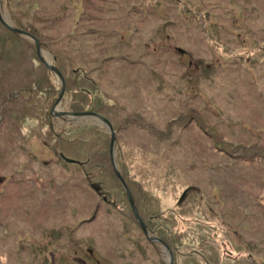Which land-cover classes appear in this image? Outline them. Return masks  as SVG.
Returning <instances> with one entry per match:
<instances>
[{
    "label": "rangeland",
    "instance_id": "obj_1",
    "mask_svg": "<svg viewBox=\"0 0 264 264\" xmlns=\"http://www.w3.org/2000/svg\"><path fill=\"white\" fill-rule=\"evenodd\" d=\"M9 1L10 8L6 0H0V23L6 28L8 27L4 23L14 27V22H21L20 18L14 16L16 14L12 10L23 11L28 9L27 5H23L22 2L17 4L18 0ZM26 1L30 5H37V3L33 4L30 0ZM86 1L89 0H53L52 6L56 9L55 14H58L70 6L71 3L78 2L77 11H79L80 9L83 10ZM93 1L103 3L101 0ZM153 1L155 0H147V5L150 3L153 5ZM167 1L174 6L171 11L165 6ZM160 2L162 16L149 11L154 18L152 19L145 9L146 11H143L145 18H142V23L140 24L138 21L129 22L131 23L130 26L125 25L128 19L122 18L121 25L115 27L118 31L116 39L129 41L132 38L133 40L145 41L149 38L148 42L152 45L151 37H154V43L163 45L166 42L160 41L156 32L161 29L162 32L170 33L172 30L177 29L178 31L173 34V37H178L179 41L173 44V47H181L185 51L184 55L182 57H178L176 53L167 55L169 50L165 49L167 45H163L160 46L162 51H160L159 56L162 60H168L169 64L173 61L182 60L184 65L187 66H182L184 71L187 70L188 75L184 92L191 95L185 101L188 103L187 108L202 111V109H205L202 97L212 98L216 101L213 113L216 117L210 115L212 118L210 125H216L217 129H223L225 135H231L233 131L234 135L236 134L234 137L243 141L252 140L253 137L256 140L258 138L264 140V0H179L176 2L172 0H164L163 2V0H160ZM120 4V0L115 3V5ZM110 5L113 6V4ZM138 7L143 8L141 3L138 4ZM181 11L185 17L184 22L176 27L174 24H177L179 20L171 16L177 13L182 14ZM90 12L92 15L96 13L91 10ZM191 12L194 13L195 17L193 25L191 19L188 18L191 17L189 16ZM78 13L76 17L79 15ZM65 14L70 17L69 11L63 15ZM135 16L139 17L142 14ZM164 17H171L170 19L174 22L171 27H163L166 20ZM187 20L189 22L188 26ZM27 21L31 22V20ZM24 23L28 24L26 21ZM84 23L85 25L88 24L86 27L91 24L87 21ZM32 24L37 26L36 22ZM126 24L128 23L126 22ZM72 25L73 22L69 19L67 23L59 24L55 29L66 31ZM111 29L114 30L113 27ZM192 29H203L205 32L200 36L197 34L195 40L187 39L186 35L192 32ZM145 30L147 33H145ZM25 32L28 34L21 35L35 45L36 54L39 57L34 41L38 38L30 32ZM38 44L44 60L53 65L54 56L50 51L51 49L49 50V44L40 39ZM9 46L10 44L7 46V50ZM19 47L24 48L18 43ZM43 53H45L44 56ZM190 55L193 56L190 57ZM190 64L193 67H195L194 64L196 66L202 64L211 67L205 72L208 78L203 79L198 76L200 72L197 68L190 70ZM164 65L166 64L164 63ZM162 72L161 69L160 72L155 70L147 74L148 78L151 75L154 77L152 87L162 78ZM198 72L199 74H197ZM52 73L56 91L60 87V82L54 71ZM27 94H30V102H22L23 97ZM34 94H38L42 101L48 95L47 93L24 92L18 96L16 102L8 101L9 105L6 106V109L19 123L14 133L11 128L5 131L2 126L0 127V251L3 257H8L11 264H169L170 252L172 256L171 264H191L183 257L174 258L169 245H166L159 238L154 229L152 234L147 227L145 218L142 220L139 214L147 233L143 231L140 224L136 223L138 221L135 216L131 213L125 190L124 194L119 195L109 178L104 179L105 183L102 181L101 188L103 193L114 199L108 203L107 207L102 206L99 209L94 220L89 222L85 220L91 218L93 214V207L88 208L86 212L85 209L87 202L92 201L95 194L90 191L87 184L80 183L81 178L78 176L80 168L78 165L73 162L62 163L63 168L54 165L57 155L53 146L58 144L54 140V132H63L65 136L64 130L66 131L68 126L73 125L77 120L85 121L88 118L96 120L107 131L109 130L99 118L84 115L75 116L70 113L86 111L72 110L70 106L72 97L64 96L65 81L64 91L59 103L55 104L58 97L57 93L55 100L48 105L47 117L46 110H44L41 115L43 117L42 121L38 116L35 119L27 117L21 121L17 112L12 111L11 106L14 107L15 111L18 110V107L25 110V108L35 104L32 102L35 99ZM114 94L121 98L119 101L124 107H137L140 112L141 110L144 112L145 117H149L154 124L156 123L154 117L151 118V114L155 113L154 111L160 107L156 106L154 100L152 101L147 95L144 96V91L136 93L134 98L126 99L123 95L125 93ZM32 107L35 108V106ZM55 108L59 112L61 110L64 112L61 115L54 114L52 109L55 110ZM47 120H49V123L52 122V126L48 124ZM20 125H22L21 129H19ZM210 125L209 127H211ZM206 126L208 127V125ZM115 136L112 152L114 164L110 159V165L113 170L115 166L120 175L121 171L127 167H129V174L135 168H143L148 159L157 161L149 164V167L152 168V176L149 179L143 173L139 177L145 193L144 196L138 197L137 203L142 209L146 205L148 211L158 210L164 213L162 216L167 215L170 222V219L173 218L169 213L170 209L180 203L185 187L181 184L179 180L181 175L177 171L174 175L165 174L166 168L163 164V158L171 157L175 160L174 162L183 164L186 168L189 161L197 159L196 155L192 154L193 157L184 158L183 153L179 150L171 149L168 154L165 149H162L154 159L148 152L149 150L153 151L154 142L147 143L145 148H142L143 150H139L134 147L133 142L122 131L115 133ZM87 139H90L89 133ZM187 139L189 145L192 144L198 150L199 155H207V153H202L203 150H206L204 145L205 141L208 143L207 138L204 137L205 141L198 137H187ZM105 140L109 149L110 134ZM82 145V142L78 146H75V144L66 145L65 147L70 151L67 154L71 156L80 155L82 158L88 157L87 155L90 153L84 150ZM6 157L10 161L9 164H5ZM203 158L205 159V157ZM118 160H124L125 163L119 166ZM224 160L226 161L225 158H216V162H224ZM232 162L235 164L234 167L240 169H257L252 168L253 164L245 165L234 160ZM84 164L85 167L88 166L87 163ZM90 165L93 167L91 163ZM27 167L34 172L31 176L38 177L39 180L36 184L26 186L24 183L11 182L18 171L24 172L23 176L24 174L29 175ZM94 168L97 169L96 171L106 170L95 166ZM106 168L109 169L108 165ZM125 172L128 176L127 171ZM198 174L205 181L202 184H195L198 187L195 192L200 196L212 193L214 197H218L216 196V183L213 182L216 178L211 171L208 168H203ZM249 175L258 178L253 172L252 175L250 172H245L243 175L241 171H237L235 174L238 177ZM114 176L116 177L115 173ZM121 177L123 178L122 175ZM67 180L77 182L76 185L69 186L71 190L67 198L69 207L59 206L54 212L53 206L48 211L49 202L53 203L54 197L56 198V191L61 190L60 184ZM117 180L119 181L118 178ZM255 180L258 182V187L264 189V177L262 182ZM119 183L121 184L120 181ZM13 184L14 186H12ZM242 186L247 189L246 183ZM148 190L155 193L152 199L147 196ZM7 193H11L12 197H8ZM96 195L103 202L102 197L97 193ZM118 198L122 200V203L116 201L119 200ZM116 202L118 203L117 212L120 215L123 213L125 216L116 215L113 209ZM195 202L200 204L196 211L195 205L190 209L191 215L182 212L184 210H179L182 215L176 217L177 220L175 221H177L178 228L189 226L191 228L188 229L193 231L192 228H195L197 224H201V227L205 230H211L216 239V248L214 246L208 247L212 262H216L215 264H264V215H261L262 212L258 210V207H254L251 199L247 200V206L252 214L248 218L243 212L242 219H244V222L240 228L236 226L231 228L232 224L219 214L221 200L217 201L216 206H212L213 208L205 206L208 202L207 198L201 200L195 197ZM78 203L79 209L77 208ZM179 209H183V207L180 206ZM176 211L178 210L176 209ZM194 216L197 217L199 223L194 222ZM251 228L261 236L254 235ZM51 230H54L57 234L56 238H54ZM160 237L162 238V235ZM187 237H189L188 233ZM199 243L200 241L196 245ZM258 247H263V250H258ZM212 253L216 254V258ZM196 257L198 264H204L202 257ZM0 264L5 263L0 262Z\"/></svg>",
    "mask_w": 264,
    "mask_h": 264
},
{
    "label": "trees",
    "instance_id": "obj_2",
    "mask_svg": "<svg viewBox=\"0 0 264 264\" xmlns=\"http://www.w3.org/2000/svg\"><path fill=\"white\" fill-rule=\"evenodd\" d=\"M101 1L103 3H97L93 0L86 1L84 2L83 10L80 9L79 11H77L79 3L74 2L63 9L62 12L55 14L56 9L52 6L53 0H39L38 2L37 0H30V2L33 4L37 3V5H30L26 0H18L17 4L22 2L23 5H27L28 9L23 11L12 10L16 14L14 16L21 19V22H14V27L24 29L36 36L38 40L40 39L49 44V50L51 49L50 51L54 56L53 65L64 77L65 95H63L68 98L72 97L70 106L73 111H86L104 115L111 122L115 133L122 131L126 137L130 138L135 145L134 147L139 150H143L142 148H145L147 143L154 142L153 151L147 150L154 159L162 149H165L168 154L171 149L179 150L183 153L184 158L193 157L192 154L196 155L197 159L189 161L186 168L183 164L174 162L175 160L171 159V157L163 158V164L166 168L165 174L174 175L175 171H177L181 175L179 180L185 187L180 203L170 209L169 213L173 217L170 222L167 215L162 216L164 213L158 210L148 211L146 205L142 209L137 203L138 197L144 196L145 193L139 177L143 173L149 179L152 176V168L149 167V164L156 163V160L148 159L143 168H135L131 174H129V167H127L121 171V175L134 196L135 205L142 220L145 218L147 227L152 234L155 231L159 238L166 245H169L174 258L183 257L191 264H198L196 256H200L203 258L204 264H215L216 262H212L211 252L208 250L210 246L216 248V239L212 235L211 230H205L201 227V224H197L195 228H192L193 231L188 229L191 228L189 226L178 228L177 221H175L177 220L176 217L182 215L179 210H184L182 212L186 214L190 213V209L194 205L196 211L200 204L195 202V197L201 200L207 198L210 204L206 202L205 206L211 208L216 206L217 201L221 200L222 203L221 206L219 205L218 212L232 224L231 228L235 226L241 227L244 222V219H242L243 212L248 218L252 214L247 206V200L249 199H251L254 207H258V210H261V215H264V189L258 187V182L255 180L262 182L264 177V140L259 138L256 140L253 137L252 140L243 141L236 139L234 137L236 134L234 135L233 131L231 135H225L223 129H217L216 125H210L212 120L210 115L214 116L213 113L216 107V101L212 98L202 97V102L205 106V109H202L203 112L187 108L186 105L188 103L185 101L191 95L184 92L188 75L186 73L187 70L184 71L182 69V66H187L184 65L182 60L173 61V63L169 64L168 60H162L159 56L160 51H162L160 46L163 45H167L165 48L169 50L167 55L171 53H176L178 57L184 55L185 51L181 47H173V44L179 41L178 37H173V34L178 31L177 29L172 30L170 33L162 32L161 29L156 32L159 35V40L166 42L163 45L154 43V37H151L152 45L148 42L149 38L145 41L140 39L133 40L132 38L129 41L116 39L118 31L115 27L122 23V18L128 19L126 20L128 24L125 22V25L130 26L131 23L129 22L138 21L141 24L142 18H145L143 11L146 10L152 19L154 18L150 12L162 16L160 13V0L153 1V5L151 3L147 5V0H120V5H115L117 0ZM172 1L176 2L179 0ZM6 2L10 8V1L6 0ZM139 3H141L143 8L138 7ZM110 4H113V6ZM165 6L170 11L174 8L172 4H169V1H167ZM90 10L96 13L92 15ZM67 11L70 12V17L66 14L63 15ZM77 13L79 15L76 17ZM137 14H142V16L136 17L135 15ZM193 14L191 12L189 14L191 17H188L191 19L192 25L195 22ZM171 17L178 18L179 21L174 24L176 27L182 25L185 18L183 13H177ZM164 18L166 20L163 27H171L174 22L170 18ZM69 19L72 20L73 25L68 30L55 29L59 24L67 23ZM23 20L28 22V24H25ZM27 20H31V22ZM86 21L91 22L88 27H86L88 24L85 25L84 23ZM34 22L37 23V26L32 24ZM188 25L189 22L187 20ZM191 31L186 35L187 39L191 40H195L197 34L200 36L205 32L203 29H192ZM145 33H147L146 30ZM18 43L24 48H18ZM9 44L10 46L7 50ZM190 54L192 53L190 52ZM192 56L190 55V57ZM164 63L166 65L163 66ZM194 65L195 67L190 64V70L197 68L200 72L198 76L207 79L205 72L211 67L202 64ZM161 69L163 71L162 78L152 87L154 77L151 75L148 78L147 74L155 70L160 72ZM116 90L120 91L116 92ZM143 91L144 96L147 95L152 101L154 100L156 106L160 107L154 111L155 113L151 114V118L154 117L155 124L149 117H145L144 112L142 110L140 112L137 107H124L119 101L121 98L114 94L125 93L123 95L124 99H126L134 98L136 93H142ZM24 92L47 93L48 95L42 101L38 94H34L35 99L32 102L35 104L32 106H35V108L30 106L22 110L18 107V110L15 111L14 107L11 106L12 111L17 112L21 121L27 117L35 119L36 116L42 121L43 117L41 115L46 110L45 114L47 117L48 105L55 100L58 93V90L55 91L53 73L39 59L35 45L31 41L0 23V127L2 126L5 131L11 128L14 133L19 126L14 116L10 115L8 109H6V106L9 105L8 101L16 102L18 96ZM29 97L30 94L25 95L22 102L29 103ZM20 113L22 114L20 115ZM47 121L52 126V122L49 123V120ZM21 128L22 125H20L19 129ZM67 128L66 131L64 130L65 136L63 132H54V140L58 143L56 144L58 147L53 146L57 155L54 165L63 168L62 163L65 164L67 162L60 156L61 153L67 158L76 160L73 163L80 168V174L78 175L81 178L80 183L87 184L90 187V191L95 194L93 200H89L86 204L85 212L88 208L93 207L91 218L85 219L89 222L95 219L102 206L107 207L108 203L114 199L103 193L101 185L103 182L105 183L104 179L109 178L112 181V186L119 195L124 194V189L114 176L113 168L111 169L109 149L105 142V139L109 136V131L100 123L98 124L96 120L94 121V119L90 118L85 121L77 120ZM88 133L90 139H87ZM187 137H198L204 141V137L207 138L208 143L205 141L204 145L206 150L202 152L204 154L207 153V155H199L198 150L192 144L189 145ZM81 142L83 143V149L90 153L87 155L88 157L82 158L80 155L71 156L67 154L70 151L65 147L66 145L75 144V146H78L81 145ZM86 151L85 153H87ZM216 158H225L226 161L224 160L225 163L216 162ZM31 159L34 160L35 158ZM232 160L235 162L240 161L245 165L253 164L252 168L257 169L234 167L235 164ZM9 162L8 158L5 159V164H9ZM84 163H87L88 166L85 167ZM90 163L93 167H91ZM124 163V160H118L119 166ZM107 165L109 169L106 168ZM94 166L105 168L106 170L96 171L97 169ZM203 168H208L216 178L213 182L216 183V196L218 197H214L212 193L200 196L195 192L198 190L195 184H202L205 181L198 174ZM26 169L29 175L24 174L23 176L24 172L18 171L15 177L11 179V182L24 183L26 186L36 184L39 180L38 177L31 176L34 173L31 168L27 167ZM125 171H127L128 176ZM237 171H241L243 175L245 172H250L252 175L253 172L258 178L250 175L247 177L235 176ZM245 183L247 184V189L242 186ZM76 184L77 182L74 180H67L61 183V190L56 191V198L54 197L53 203L49 202L47 210L49 211L54 206V212H56L59 206L69 207L67 199L71 192L69 186ZM96 193L102 197L103 202L100 198H97ZM154 194L151 190L147 191L148 198L152 199ZM7 195L10 198L12 197L11 193H7ZM216 198L218 199L217 201ZM118 199L116 201L122 203V200ZM117 202L113 208L116 215L125 216V214L122 213L120 215L117 212ZM180 206L183 209H179ZM77 208L79 209V203ZM194 217V222H198L197 217ZM51 232L56 238L57 234L55 231L51 230ZM187 233L189 237H187ZM252 233L258 235L253 229ZM160 235H162V238ZM260 236L258 235V237ZM199 241L201 244L196 245ZM258 250H263V247H258ZM213 255L216 258V254ZM5 258L0 251V262L11 264L8 257Z\"/></svg>",
    "mask_w": 264,
    "mask_h": 264
},
{
    "label": "water",
    "instance_id": "obj_3",
    "mask_svg": "<svg viewBox=\"0 0 264 264\" xmlns=\"http://www.w3.org/2000/svg\"><path fill=\"white\" fill-rule=\"evenodd\" d=\"M3 23H4V22H3ZM4 24H5L10 30H12V31H14V32H16V33H20V35H21V34H28V33L25 32V30L17 29V27L15 28V27H13V26L8 25L7 23H4ZM34 41H35V43H36L37 53H38V55H39L41 61H42L46 66H48L52 71H54V73H55V74L58 76V78H59L60 87H59V89H58V97H57L56 102H55V104H57V103H59V100H60V98H61V95H62V93H63V91H64V78H63L62 74L60 73V71H59L57 68L54 67V65H52V64H48V63L44 60V58H43L42 55H41V49H40V45L38 44V40H37V39H34ZM52 112H53L54 114H59V115H61L64 111L61 110V111L59 112V111H57L56 108H55V110L52 109ZM66 112H67V111H66ZM70 113L73 114V115H75V116H78V115H84V116H90V117H92V118H99V119H100V120L106 125V127H107L108 130H109V134H110V144H109L110 159H111V161H112L113 164H114L113 153H112V152H113V145H114V140H115L116 136H115V130H114V128L112 127V124L110 123V121H109L107 118H105L104 116H102L101 114H97V113H93V112H70ZM60 156H61L62 158H64V160L67 161V162H75V161H76V160H74V159H71V158H67V157H65L62 153L60 154ZM114 173H115L116 177L119 179V181L121 182L122 186L124 187V190H125V192H126V194H127V198H128V201H129L130 207H131V209H132V213H133V215L135 216L136 220L138 221V224H140V226L142 227L143 231H144L145 233H147L146 228H145V225H144V223L142 222V220H141V218H140V216H139V213H138V211H137V208H136V205H135V202H134V198H133V196H132V194H131V192H130L128 186L126 185L124 179L121 177L120 173H119L118 170L115 168V166H114ZM168 251H169V250H168ZM169 255H170V258H169V264H171L172 256H171L170 252H169Z\"/></svg>",
    "mask_w": 264,
    "mask_h": 264
},
{
    "label": "bare ground",
    "instance_id": "obj_4",
    "mask_svg": "<svg viewBox=\"0 0 264 264\" xmlns=\"http://www.w3.org/2000/svg\"><path fill=\"white\" fill-rule=\"evenodd\" d=\"M8 21V20H7ZM45 55V53H43V56Z\"/></svg>",
    "mask_w": 264,
    "mask_h": 264
}]
</instances>
